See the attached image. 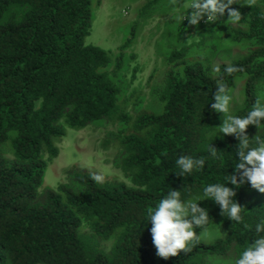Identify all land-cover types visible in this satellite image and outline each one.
I'll return each instance as SVG.
<instances>
[{
	"label": "trees",
	"instance_id": "trees-1",
	"mask_svg": "<svg viewBox=\"0 0 264 264\" xmlns=\"http://www.w3.org/2000/svg\"><path fill=\"white\" fill-rule=\"evenodd\" d=\"M93 2L0 0V264H209L212 257L226 254L220 259L235 262L254 242L255 223L264 216V201L250 198L258 191L250 184L227 186L245 207L251 230L222 216L211 199L200 201L211 217L206 232L221 226L224 235L205 241L203 232L191 252L168 259L156 255L147 214L171 189L187 187L195 197L209 183L235 173L239 141L219 133L223 114L212 109V95L221 77L229 90L241 82L231 108L237 116L246 115L257 96L264 95V0L233 5L242 12V27L229 28L228 38L243 49L218 65L220 74L209 58L217 45L196 38V29L203 27L181 20L150 107L134 86L137 68L124 76L129 79L126 94L119 83L132 37L115 58L86 44ZM227 19L204 27L216 32ZM227 65L242 71L227 76ZM97 123L117 127L114 166L126 180L97 182L95 174L73 169L77 189L60 184L40 194L66 128L82 130ZM247 134L264 136V129L250 125ZM210 144L221 159L207 160L204 170L191 176L177 174L178 157H208ZM201 231L196 229L198 235Z\"/></svg>",
	"mask_w": 264,
	"mask_h": 264
},
{
	"label": "rangeland",
	"instance_id": "rangeland-1",
	"mask_svg": "<svg viewBox=\"0 0 264 264\" xmlns=\"http://www.w3.org/2000/svg\"><path fill=\"white\" fill-rule=\"evenodd\" d=\"M154 1L157 0H101V5L97 6V0H94L92 30L86 39L87 45L104 49L115 58L120 53L119 49L132 37L130 46L124 51V68L120 73L122 77L119 78V83L122 85L123 94H126L129 79L124 76L132 75L137 68V81L134 86H139L147 107H150L153 93L160 86L167 71L164 58L173 52V46L178 40V25L181 22L179 16L187 11V8L182 7V0H158L155 5L150 6ZM205 21L206 17L197 26L203 28L196 29V38H205L206 45H217L216 53L209 58L218 67L229 62L235 52L243 49V46L232 43L227 33L229 28L242 25L241 22L233 24L229 21L226 27L211 32L205 27L212 23ZM192 53H199V50L193 48ZM133 54L135 58H132ZM240 86L241 82L230 90L234 100L240 97ZM116 131L117 127L101 123L82 130L66 128L65 135L57 143L59 155L49 162L39 193L57 189L60 184L77 189L79 186L73 178V169L89 171L102 179L126 180L122 172L114 166L118 155V147L113 141V133ZM250 198L264 201V193L257 191ZM224 233L223 227L214 226L201 238L212 241ZM105 246L109 248L110 244ZM226 256L227 254L214 256L209 264L213 260L214 264H234L232 261L220 259Z\"/></svg>",
	"mask_w": 264,
	"mask_h": 264
},
{
	"label": "clouds",
	"instance_id": "clouds-1",
	"mask_svg": "<svg viewBox=\"0 0 264 264\" xmlns=\"http://www.w3.org/2000/svg\"><path fill=\"white\" fill-rule=\"evenodd\" d=\"M251 4L253 0H244ZM233 5H242L241 0H182V7L187 11L179 19L187 20L190 25L198 26L201 21L206 23L224 22L221 18L227 15V21L238 24L242 20V12ZM213 71L220 74L219 67ZM242 71L235 65L224 67V74L232 76ZM215 92L212 95V109L222 115V125L219 133L235 136L239 141L234 160L235 173L224 177L223 182L209 183L203 187L202 194L191 196V190L185 187L181 190L171 189L164 196L154 210L147 214L151 224L152 241L158 257L168 259L178 256L181 251L191 252L199 243L200 235L206 232L210 224L209 210L200 206V201L211 199L221 210V215L234 222V225H243L246 229L252 226L245 220L244 209L234 197L237 195L228 183L239 188L248 183L255 190L264 193V136L256 135L250 138L247 129L250 125L259 130L264 129V95H258L251 109L244 116L231 113L234 96L221 77L216 81ZM260 132V131H259ZM255 145V146H252ZM208 157H193L183 155L176 159L179 176H191L194 172L203 171L207 160L221 159L222 156L212 144L207 148ZM99 182L102 177H92ZM201 229L198 235L196 229ZM254 242L249 243L239 254L234 264H264V216L260 217L254 227Z\"/></svg>",
	"mask_w": 264,
	"mask_h": 264
}]
</instances>
